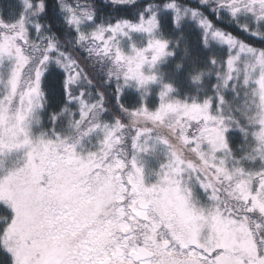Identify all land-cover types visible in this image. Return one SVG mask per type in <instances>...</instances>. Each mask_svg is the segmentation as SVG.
I'll list each match as a JSON object with an SVG mask.
<instances>
[{
  "label": "snow or ice",
  "instance_id": "obj_1",
  "mask_svg": "<svg viewBox=\"0 0 264 264\" xmlns=\"http://www.w3.org/2000/svg\"><path fill=\"white\" fill-rule=\"evenodd\" d=\"M0 264H264V0L0 3Z\"/></svg>",
  "mask_w": 264,
  "mask_h": 264
},
{
  "label": "trees",
  "instance_id": "obj_2",
  "mask_svg": "<svg viewBox=\"0 0 264 264\" xmlns=\"http://www.w3.org/2000/svg\"><path fill=\"white\" fill-rule=\"evenodd\" d=\"M3 2H6V0H0V3H3ZM49 86L55 88L57 87V84L54 80H52L50 81Z\"/></svg>",
  "mask_w": 264,
  "mask_h": 264
}]
</instances>
